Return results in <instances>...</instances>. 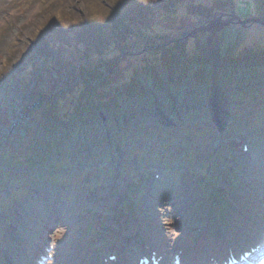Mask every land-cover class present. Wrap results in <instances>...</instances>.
Wrapping results in <instances>:
<instances>
[{
	"label": "rangeland",
	"instance_id": "1",
	"mask_svg": "<svg viewBox=\"0 0 264 264\" xmlns=\"http://www.w3.org/2000/svg\"><path fill=\"white\" fill-rule=\"evenodd\" d=\"M133 1L138 3L137 6L140 5L144 13H151L153 8L157 11L142 19L143 22L136 20L135 15L126 12V5ZM171 1L106 0L108 7L118 5L121 11L125 10L126 17L120 20V15L115 17V14L102 13L97 0H0V146L6 143L9 136L13 138L19 133L25 135L24 127L29 124L24 120L26 115H23V111L27 105L31 104L32 110L41 108L43 102L39 105L36 99L27 98L30 92L34 89L48 92L56 88L51 94H57L56 91L62 86L68 85V78L74 77L75 71L88 83L93 77L107 79V63L116 64V67L120 65L122 70L133 61L144 59L143 63L136 62L133 67L139 69L140 66L135 76L140 77V73L145 75V79L140 78V81L146 89L154 85V75L145 73L146 68L154 69L157 66L159 78L165 77L162 71L164 65L157 49L170 47L168 50L175 54L178 47H172L173 44L187 46V51L196 44L197 51L212 63L209 69L212 77L217 69L233 67V80L239 81L241 76L238 70L246 69L241 66L245 59H248L249 65L264 67V0H181L176 5L175 14L165 16L167 12L162 10ZM113 15L114 19L111 17ZM257 20L260 22L256 23ZM85 23L86 27L83 26ZM123 24L128 32H124ZM114 28L116 30L113 32ZM120 33L125 39L120 38ZM129 34L131 38L127 39ZM89 39L91 49L85 50L82 45ZM116 39L121 42L116 44ZM247 49L249 56L245 55ZM179 50L173 55L176 57L172 56L170 60L173 69L185 66L184 62L178 60L184 58V51L181 48ZM236 51L244 55L237 56L239 54L234 53ZM61 64L64 69L59 67ZM86 71L94 72V75L87 76ZM193 71L185 70L179 80L172 78L175 86L172 85L174 88L168 94L164 86L157 95H150L151 104L145 102L148 96L124 107L121 103L122 112L118 115L126 116L137 105L146 103L162 106L161 115L148 119L147 126L152 123V127L157 129L162 124L163 128H174L171 143L166 142V138L158 142L152 140L148 146L144 145L141 152L134 154L136 160L132 164V156L126 154L124 146L113 142L109 145L106 141L115 131L114 127H111L112 131L107 129V134L99 126L93 133L80 127L68 140H61L64 146L61 150L65 153L75 144L78 146L80 142L89 140V136L99 138L104 146L97 144L94 152L105 158L102 164L106 167L113 166V180L108 181L106 176L98 179L96 174L90 173V177L98 179L92 183L91 192L78 187H60L57 179L51 180L55 172L49 170L51 167L47 157L43 158L42 168L36 172L24 169L16 171L29 176L27 180L23 179L27 183L23 187L27 193L26 197L19 200L11 197V202L6 206L9 208L7 211L0 209V260L3 264H31L34 261L35 264H94L100 261L101 251L110 246L118 249L120 245L127 244L125 238L129 240L128 244H132V254L140 253L142 245L151 244L172 251L175 243H184L191 238L201 223L207 193L216 190L224 195L226 209L232 210L239 207L238 202L245 201L242 208L255 214L248 204L255 203L253 198L259 190L264 192L262 138L255 132L249 134L244 123L230 115L232 103L220 100L226 93L222 86H215L210 80L207 89L193 87ZM262 72L260 70L259 74L252 77L251 83H261L259 78L263 77L264 80ZM82 89L81 85L78 92ZM152 91L156 92L153 88ZM233 91L236 93V89ZM61 96L59 93L54 103ZM192 99L201 105H196ZM189 112L192 115L189 129L195 132L191 135L201 139L180 133L184 129L183 116ZM197 113L201 116L193 117ZM185 118L189 119L188 116ZM41 119L48 121L49 116ZM232 124L235 130L228 128ZM36 129L41 132L39 135L43 133L36 125L31 128L33 131ZM240 135L247 137L250 145L251 151L246 157H241L239 150ZM115 148L120 150L118 160L111 159ZM196 149L199 152L194 154ZM41 154L45 156L43 151ZM82 154V170L92 171L103 166L100 162L86 163ZM162 154L171 156L170 162L161 160ZM170 165L173 174L168 169ZM104 171L108 172L106 169ZM159 171L162 180L155 182L152 175ZM179 172L181 174H177ZM201 173L205 174L201 176ZM40 174H46L49 178L38 184L30 181L32 176L38 177ZM174 179H177L178 185H174ZM203 182L206 184L201 187ZM135 186L138 188L130 189ZM39 187L43 188L41 194ZM32 188L39 195L32 194ZM139 191L144 194L136 200ZM62 192L68 193L64 194V200L71 201L68 206H59L62 197H58V194ZM0 194L9 195L6 191H0ZM47 195L49 199H46ZM39 197L42 199L38 201ZM37 202L45 204L48 212L41 207L32 210L33 205H28ZM17 208L21 210L22 218L23 214L26 217L28 229L33 226L31 233L18 227L16 217L12 215V210ZM183 208H186L185 214H181ZM44 214L47 217H43ZM215 225H223L220 227L224 229L222 232L228 231L229 226L225 228L224 218L217 220ZM94 255L98 259L95 260Z\"/></svg>",
	"mask_w": 264,
	"mask_h": 264
},
{
	"label": "trees",
	"instance_id": "2",
	"mask_svg": "<svg viewBox=\"0 0 264 264\" xmlns=\"http://www.w3.org/2000/svg\"><path fill=\"white\" fill-rule=\"evenodd\" d=\"M99 3L100 11L102 13H107L109 15L115 14V17H118L119 15L121 16L120 20L125 19L126 13L124 12L125 10L121 11L119 6H114V8L108 7L106 4V0H97ZM145 1V0H144ZM181 0H172L170 4L165 6L162 11L167 12L164 15L169 16L172 14H175L176 10V5L180 3ZM138 3L133 1L131 4L126 5L127 10L130 14L135 15L137 19L141 20L144 19L145 17L148 18L149 15L153 14L155 11L152 9L151 13L147 14L142 11L143 9L140 8V5L137 6ZM122 6V5H120ZM123 8V7H122ZM125 9V8H123ZM160 9V8H159ZM119 16V17H120ZM114 19V15L111 16ZM114 23V22H113ZM120 28L119 23H116ZM86 27V23L83 25ZM121 29V28H120ZM123 29L125 30L124 32H128V29L125 24H123ZM100 30V29H98ZM116 28L112 29L114 32ZM121 34V39H125V36H123V33ZM119 34V35H120ZM98 35V34H97ZM102 36V34H99ZM117 37V36H116ZM131 38V34L127 36V39ZM121 41H115V43H119ZM90 44V39L86 40L83 43V47L85 50L91 49L89 46ZM188 44V43H187ZM80 45V44H79ZM178 47L177 52H180V48L184 51V58L180 59L178 58L179 61L184 62L183 64L185 65L184 67H177L178 69H173L170 60L175 54H173L172 50L166 49V47L163 48H156L160 53H159V59H162V63L164 67L162 68V71L165 73L166 80L160 79L158 75L159 69L156 68L155 66L154 69H149L146 68L145 73H152L153 76V81L152 83L154 84L152 87L158 88V91H162V88L164 87L163 82L167 81L169 86L168 90L172 89V81L171 79L175 77V79L179 80L185 73V70H194L193 74H191V80L193 87H201L207 89V86H210V80L213 81V83L216 86H222L224 89H226V93L229 96L228 98H224L225 95L220 99L222 102H227L232 103L231 104V109L235 108L236 109H242L243 104L245 100L248 99V97H254L255 100L259 101L260 99L264 98V80L263 77L259 78L261 79V83H251V80L254 78L256 74H259L258 72L260 70H263L262 74L264 76V67H254L252 65H249L248 59H245L246 61L242 63L241 66H244L246 69H239L238 72H240V78L239 81H234V72L235 69L233 67H227V68H221L217 69L215 75L212 77L209 74V69L212 66V63L207 61L204 56H202L201 53L197 51V45L194 44V47L190 50L187 51L186 47L187 46H182V44H173L172 47ZM155 48V47H154ZM94 50V49H93ZM162 50V51H160ZM169 52V55H168ZM246 56L248 53V49L245 50ZM239 54L238 51L234 52ZM259 53V52H258ZM244 54H239L237 56H241ZM256 55V54H255ZM173 56V57H172ZM244 56V57H246ZM171 57V58H170ZM170 58V59H169ZM169 59V60H168ZM112 60V59H111ZM144 60V59H143ZM142 59L133 61L131 65H128L124 67L121 70L118 67H116V64H108V73L109 75L107 76V79L103 77H98L92 79L91 82H84L86 79H83L77 71H75L74 77L68 78L69 83L66 85L64 88L63 86L56 91L57 94H51L53 91L57 90H49L48 92L42 91L41 89H34L32 90L29 95H27V98L31 99H36L37 102L42 103L41 108H35V109H30L31 104L27 105L24 108L23 115L25 116V119L28 121L26 126V133L29 134V131L31 133L28 136V140H26V143H37L36 135L31 128H33L35 125L43 131V137H44V142L46 143V149L49 151L52 155L56 153V144L58 139L60 138H67L68 135L72 132L73 129L75 128H84V130H87L90 133L96 132L98 130V126L100 128H107L114 127L115 131L113 135L121 140L122 142L125 141L126 143L130 142V137L128 135V132L125 131L126 129L122 127V123L124 122L125 116L124 114L118 115L122 112V107H120L121 103L123 104V107L126 106L127 104H132L137 100H143L146 99V96H148V100H145L146 102L148 101V104H151L152 101V95L153 93L142 87V83L140 81V78L143 80L145 79V75H142L140 73V77L135 76L137 71H140V66L138 67L139 69H135L134 63H143ZM89 62V60H88ZM172 62V61H171ZM226 62V61H225ZM247 62V64H245ZM89 64V63H88ZM64 66L61 64L59 66L60 68ZM89 66V65H88ZM90 67V66H89ZM121 67V66H120ZM107 68V67H106ZM62 69H64L62 67ZM177 70V71H176ZM241 70V71H240ZM94 71V70H93ZM112 73L110 74V72ZM257 71V72H256ZM87 72V76L92 74L94 75V72ZM156 74L158 76H156ZM244 74V75H243ZM69 75H72L69 73ZM176 75V76H175ZM82 79H81V78ZM253 77V78H252ZM79 80H81V83ZM139 78V79H138ZM72 79V80H71ZM258 79V78H257ZM78 80V84H76V81ZM90 81V80H89ZM162 83V84H161ZM170 84H172L170 86ZM82 85L83 89L78 92L79 87ZM95 85V86H93ZM232 88V89H231ZM236 89L235 91H233ZM67 90V91H66ZM157 90V89H155ZM231 90V92H229ZM78 92V93H77ZM60 93L61 98L54 103V101L57 99V95ZM26 96V94H24ZM224 98V99H223ZM120 100L122 102H120ZM232 100V101H231ZM151 101V102H150ZM197 101V100H196ZM192 102L196 103V105H200L197 102L192 99ZM148 111H144L142 109H139L136 112H129V114L132 115V118L130 120V124L132 125H137V124H142L141 130L142 135H145L149 137V134H158V130H149L147 128V123L146 122L148 119H152L153 113H157L155 109V105H148ZM161 109V108H159ZM184 109V108H183ZM162 110V109H161ZM233 111V110H232ZM145 113V114H144ZM236 115H240L241 112L234 111L233 112ZM41 114V116H40ZM158 116V114H156ZM44 116H49V120H43L41 117ZM129 116V115H128ZM185 116V115H184ZM186 116L190 117L191 113H188ZM264 119V108H260L258 110V114L256 116L257 121L255 123L258 124V121L261 119ZM146 120V121H145ZM34 122V123H33ZM135 125V126H136ZM129 126V125H128ZM140 128V127H139ZM136 129V127H135ZM162 129V128H161ZM38 131V130H37ZM145 141V140H144ZM62 144V143H61ZM11 148H7L6 151L10 152V149L13 148H19V143H13ZM26 148H29L28 146ZM30 149V148H29ZM87 156V155H86ZM21 157L24 158V160H28L30 157L27 155H21ZM64 158L59 157L58 162L60 164L66 163L64 161Z\"/></svg>",
	"mask_w": 264,
	"mask_h": 264
},
{
	"label": "bare ground",
	"instance_id": "3",
	"mask_svg": "<svg viewBox=\"0 0 264 264\" xmlns=\"http://www.w3.org/2000/svg\"><path fill=\"white\" fill-rule=\"evenodd\" d=\"M170 173L173 174L174 171L171 170ZM46 198L49 199L50 196L47 195ZM65 198H66V195H64L61 199H65ZM243 203H245V201ZM243 203L238 202L239 208H236V209H240L241 211L237 210V211H235L234 214H232V212H230V214L226 215L225 220L230 227V228H228L229 229L228 231L231 232V234H229V236L233 237L235 239L238 238L237 241H239V239H242V240L246 241V243H248V241H251L256 237V234L251 233V232L254 230H255L254 232H258V230H257V226H254L253 224H245L248 222L249 219L246 218V214L248 212L245 210V208H242ZM253 209L256 213H259L260 216L262 215L260 211L258 212L255 208H253ZM184 210H186V208ZM211 220H213V219L209 218L207 221H205L204 225H203L204 227L199 232H197L198 230L195 231V234L200 236L197 240L198 246H201V245L204 246L202 248L201 247L199 248L202 251H199L198 253L196 251V253L199 256H200V254L203 255L206 251L213 250V251L217 252V251H221V249H222L220 245L216 246V244L214 243V242H216L215 240H217L219 238H214L215 235L213 233H214L215 227H214L213 222ZM216 237H218V236H216ZM237 244H238V242H235V246ZM219 246H220V248H219ZM205 249H207V250H205ZM124 251H125V249H124ZM127 255H128V253H127ZM123 257L125 258L124 255H123Z\"/></svg>",
	"mask_w": 264,
	"mask_h": 264
},
{
	"label": "water",
	"instance_id": "4",
	"mask_svg": "<svg viewBox=\"0 0 264 264\" xmlns=\"http://www.w3.org/2000/svg\"><path fill=\"white\" fill-rule=\"evenodd\" d=\"M256 23H259L260 21L259 20H257V21H255Z\"/></svg>",
	"mask_w": 264,
	"mask_h": 264
}]
</instances>
